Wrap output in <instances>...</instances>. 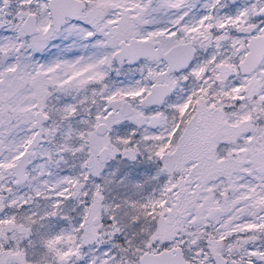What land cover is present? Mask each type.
<instances>
[{
    "label": "snow or ice",
    "instance_id": "snow-or-ice-1",
    "mask_svg": "<svg viewBox=\"0 0 264 264\" xmlns=\"http://www.w3.org/2000/svg\"><path fill=\"white\" fill-rule=\"evenodd\" d=\"M0 264H264V0H0Z\"/></svg>",
    "mask_w": 264,
    "mask_h": 264
}]
</instances>
